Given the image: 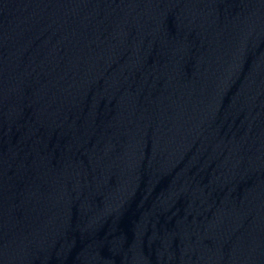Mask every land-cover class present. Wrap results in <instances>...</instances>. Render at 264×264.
Returning <instances> with one entry per match:
<instances>
[{
	"label": "water",
	"instance_id": "obj_1",
	"mask_svg": "<svg viewBox=\"0 0 264 264\" xmlns=\"http://www.w3.org/2000/svg\"><path fill=\"white\" fill-rule=\"evenodd\" d=\"M0 264H264V0H0Z\"/></svg>",
	"mask_w": 264,
	"mask_h": 264
}]
</instances>
